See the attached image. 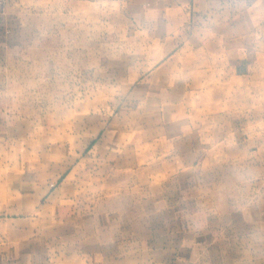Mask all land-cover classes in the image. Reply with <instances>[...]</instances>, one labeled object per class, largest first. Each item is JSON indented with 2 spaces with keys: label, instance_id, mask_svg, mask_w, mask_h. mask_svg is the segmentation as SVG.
<instances>
[{
  "label": "crops",
  "instance_id": "crops-1",
  "mask_svg": "<svg viewBox=\"0 0 264 264\" xmlns=\"http://www.w3.org/2000/svg\"><path fill=\"white\" fill-rule=\"evenodd\" d=\"M163 4L153 14L160 33L181 39L178 78L171 71L162 76L179 82V90L158 94L178 107L180 135L163 140L227 147V154L206 160L227 163L217 174L227 187L193 189L176 181L141 189L124 185L118 168L93 187L87 166L58 171L53 161L51 170L43 162L41 170L0 169V264H264V0ZM15 48L8 39L0 43V68L13 65ZM12 116L0 107V144L17 126ZM221 116L227 120L218 122ZM207 130L226 135L203 138ZM190 131L197 137L189 139ZM78 158L112 162L108 154ZM148 171L154 176V168ZM45 227L50 253L33 242Z\"/></svg>",
  "mask_w": 264,
  "mask_h": 264
},
{
  "label": "rangeland",
  "instance_id": "rangeland-1",
  "mask_svg": "<svg viewBox=\"0 0 264 264\" xmlns=\"http://www.w3.org/2000/svg\"><path fill=\"white\" fill-rule=\"evenodd\" d=\"M163 5V0H0V43L8 39L16 47L13 65L0 68V80H7L0 81V107L11 110L17 124L11 138L1 141L6 162L0 169L33 171L48 164L51 170L47 161H53L58 171L87 166L93 187L115 168L124 185L141 189L176 181L193 189L227 187L228 179L217 177L227 163L206 161L227 154V147H181L163 140L180 135L178 107L158 94L179 90V82L162 76L171 71L178 78L174 64L181 42L178 32L165 36L156 25L153 14H161ZM223 135L207 130L202 136ZM84 154L112 155V162L84 164L78 158ZM148 166L154 168L150 178ZM180 172L186 177H171ZM45 230L33 242L50 253L51 227ZM59 250L66 248L61 244Z\"/></svg>",
  "mask_w": 264,
  "mask_h": 264
}]
</instances>
